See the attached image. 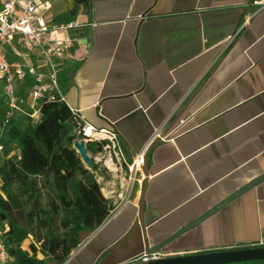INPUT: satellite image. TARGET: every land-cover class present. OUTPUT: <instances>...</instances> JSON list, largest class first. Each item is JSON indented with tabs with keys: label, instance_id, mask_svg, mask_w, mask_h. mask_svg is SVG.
Wrapping results in <instances>:
<instances>
[{
	"label": "crops",
	"instance_id": "crops-1",
	"mask_svg": "<svg viewBox=\"0 0 264 264\" xmlns=\"http://www.w3.org/2000/svg\"><path fill=\"white\" fill-rule=\"evenodd\" d=\"M251 1H35L48 26L78 25L55 65L65 104L55 132L79 111L117 134L127 162L155 136L131 202L53 264H129L145 247L166 257L264 246V180L239 193L264 174V8L238 31ZM13 46L10 60L41 70L36 50ZM5 108L2 90L0 120ZM30 112L27 101L8 125ZM144 182L142 226L103 254L136 220Z\"/></svg>",
	"mask_w": 264,
	"mask_h": 264
},
{
	"label": "trees",
	"instance_id": "trees-1",
	"mask_svg": "<svg viewBox=\"0 0 264 264\" xmlns=\"http://www.w3.org/2000/svg\"><path fill=\"white\" fill-rule=\"evenodd\" d=\"M64 107L56 99L43 100L35 122L26 118L23 130L9 127L6 136L15 143L17 158H10L9 143L0 141V232L8 264L63 263L113 209L100 192L94 166L85 169L72 149L71 115L56 135L48 131L51 117ZM86 151L94 154L100 147L87 145ZM35 164L42 175L31 167Z\"/></svg>",
	"mask_w": 264,
	"mask_h": 264
},
{
	"label": "built area",
	"instance_id": "built-area-1",
	"mask_svg": "<svg viewBox=\"0 0 264 264\" xmlns=\"http://www.w3.org/2000/svg\"><path fill=\"white\" fill-rule=\"evenodd\" d=\"M36 0H0V82L3 84L5 97V111L0 123L2 127L8 125V115L19 111L27 101L31 104V119H38V107L43 100L56 99L64 102L57 82L55 65L68 58L73 50L75 39L69 33L78 25L67 23L60 26H48L38 15L35 6ZM252 11L242 18L238 31L248 26L254 15L264 8V0H252ZM61 35V37H60ZM28 51L36 50L39 54L41 70L34 66L21 65L10 60L5 46L15 52L13 41ZM231 40V39H230ZM45 69V71H43ZM22 81L27 91L18 94L13 83ZM74 123V140L83 141L87 145L100 147L97 153H88L90 163L94 166L93 174L103 170L112 178L119 180V191L116 199L110 201L113 209L103 224L109 222L122 207L130 203L136 191L141 188L144 180L143 167L146 153L152 145L155 136L146 144L141 154L127 162L117 134L108 129H97L90 125L85 116L79 111L70 110ZM2 145L0 144V154ZM90 164V166H91ZM90 170V169H89ZM71 255V254H70ZM70 257V256H69ZM152 260L163 257L160 253L150 254ZM143 255L139 261H146ZM9 257L0 232V264H8Z\"/></svg>",
	"mask_w": 264,
	"mask_h": 264
},
{
	"label": "water",
	"instance_id": "water-1",
	"mask_svg": "<svg viewBox=\"0 0 264 264\" xmlns=\"http://www.w3.org/2000/svg\"><path fill=\"white\" fill-rule=\"evenodd\" d=\"M72 149L75 151L77 156L79 157L81 163L83 164L85 169H90V158L86 152L85 144L83 141H76L73 139L72 141ZM150 150V148H149ZM149 150L146 153L145 158V165L143 167V175L144 179L148 176V164L147 158L149 154ZM264 180V174L257 178L256 180L252 181L250 184L245 186L239 193L249 189L250 187L260 183ZM144 189H145V182L143 184L142 194L140 196V201L138 205L137 211V218L132 224L129 231L122 236L117 242L107 248L103 254H106L124 241H126L135 226L138 224L142 226V206L144 201ZM144 256L147 259L146 261H139L136 260L129 264H238V263H252V262H264V246H252L248 248H233L229 250H218L214 252H199V253H192V254H177L172 256L161 257L156 260H152L150 257V253L144 248Z\"/></svg>",
	"mask_w": 264,
	"mask_h": 264
},
{
	"label": "rangeland",
	"instance_id": "rangeland-1",
	"mask_svg": "<svg viewBox=\"0 0 264 264\" xmlns=\"http://www.w3.org/2000/svg\"><path fill=\"white\" fill-rule=\"evenodd\" d=\"M2 90H3V84L0 82V92L1 93H2ZM31 113H32V111L29 114H31ZM55 119H56V117H52L50 119L49 123L47 124L48 131L52 135H56ZM22 120L24 121V123L20 126V122ZM31 120L33 122L36 121L34 119H31ZM25 123H26V117H21L19 122H16L14 125L12 124L11 126H15L18 130H23ZM0 126H1L0 128L3 129L0 133V141H2L3 143H5V142L9 143V147L11 148V153H10L9 157L10 158H17L18 156H17V151L15 148V143L13 141L9 142V140L6 136L7 130L9 129L10 125H5L4 127H2V125L0 123ZM0 161H1V158H0ZM31 167L33 169H35L39 175L43 174V169L41 168V166L39 164L31 165ZM95 179H96L97 184L100 187L101 194L103 196H108L107 198H109V196H112L115 200L116 199V193L119 191V180L117 178H112L109 174H107L103 170L97 172V176L95 177ZM108 190H111V193L108 194L107 193ZM263 263L264 262H259L258 264H263ZM50 264H53V263H50ZM238 264H242V263H238ZM248 264H252V263H248Z\"/></svg>",
	"mask_w": 264,
	"mask_h": 264
}]
</instances>
